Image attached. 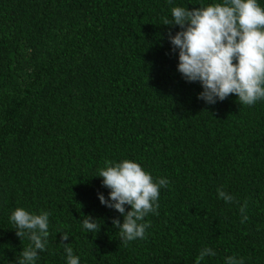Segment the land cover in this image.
Masks as SVG:
<instances>
[{
	"label": "trees",
	"instance_id": "1",
	"mask_svg": "<svg viewBox=\"0 0 264 264\" xmlns=\"http://www.w3.org/2000/svg\"><path fill=\"white\" fill-rule=\"evenodd\" d=\"M212 2L0 0V264L29 243L9 222L17 207L50 213L36 264H66V246L80 264H196L204 247L216 255L200 264H264V101L198 99L168 40L179 26L162 24ZM123 159L168 180L131 242L97 197L98 169ZM87 215L98 232L82 231Z\"/></svg>",
	"mask_w": 264,
	"mask_h": 264
},
{
	"label": "clouds",
	"instance_id": "2",
	"mask_svg": "<svg viewBox=\"0 0 264 264\" xmlns=\"http://www.w3.org/2000/svg\"><path fill=\"white\" fill-rule=\"evenodd\" d=\"M170 13L171 19L165 17L162 24L180 29L168 35L177 55L176 70L186 82L199 83L202 91L197 94L198 99L215 104L234 94L246 106L264 101V7L259 0H213L192 9L176 6ZM95 176L102 178V186L109 190L107 198L97 193L99 202L122 217V222L115 218L111 221L120 240L144 239L149 227L145 217L156 213L160 189L168 185V180H153L139 163L128 159L105 162ZM217 196L226 203L233 201L231 195L220 189ZM49 216L47 211L35 213L23 207L11 212L8 219L16 236L29 241L15 264H36L39 253L46 250ZM98 221L84 216L80 221L82 231L98 232L101 227ZM68 238L66 233L61 234L62 240ZM64 253L66 264H80V257L73 254L72 247L66 246ZM215 255L212 248L204 247L196 264ZM223 264L245 262L241 257L226 256Z\"/></svg>",
	"mask_w": 264,
	"mask_h": 264
}]
</instances>
